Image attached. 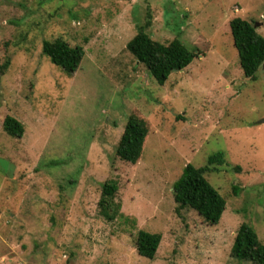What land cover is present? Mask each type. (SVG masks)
<instances>
[{
  "label": "rangeland",
  "instance_id": "rangeland-1",
  "mask_svg": "<svg viewBox=\"0 0 264 264\" xmlns=\"http://www.w3.org/2000/svg\"><path fill=\"white\" fill-rule=\"evenodd\" d=\"M235 16L264 36V0H0V264H251L230 251L243 221L264 243V62L244 76ZM147 18L152 39L196 52L162 85L126 49ZM56 37L84 49L71 74L41 51ZM131 113L149 128L134 164L114 151ZM217 152L205 176L226 206L210 225L176 209L172 186ZM108 180L114 220L99 213ZM140 229L161 234L152 259L136 251Z\"/></svg>",
  "mask_w": 264,
  "mask_h": 264
},
{
  "label": "trees",
  "instance_id": "trees-1",
  "mask_svg": "<svg viewBox=\"0 0 264 264\" xmlns=\"http://www.w3.org/2000/svg\"><path fill=\"white\" fill-rule=\"evenodd\" d=\"M146 16H150L149 11ZM254 23L255 21L239 16L231 18L228 22L239 65L244 76L252 80L256 78V71L264 62V36L258 33ZM149 25L150 20L147 18L127 41L126 49L146 67L155 81L162 85L174 70L183 69L190 64L196 52L178 37L167 43L152 39L146 31ZM41 51L52 64L67 74L73 73L78 68L84 56L81 45L72 46L61 37L43 40ZM8 66L7 58L0 64V76L5 73ZM2 128L12 137L19 138L24 132L23 124L11 115L5 116ZM148 132V125L142 117L135 113L129 114L115 145L116 156L125 162L136 163L141 157ZM223 162V154L217 152L209 155L202 166L186 163L172 186L176 209H193L204 222L210 225L216 224L225 209L226 199L210 184L205 173L211 170L213 164L222 165ZM117 189V183L113 180L105 181L101 185L99 213L107 220H114L120 215V205L114 200ZM237 192V188L234 187V193ZM160 240L161 234L158 232L138 230L135 241L137 253L152 259ZM230 254L235 259L251 264H264V243L246 221L237 228Z\"/></svg>",
  "mask_w": 264,
  "mask_h": 264
}]
</instances>
